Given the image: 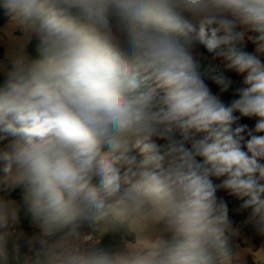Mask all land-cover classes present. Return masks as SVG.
I'll use <instances>...</instances> for the list:
<instances>
[{
    "label": "clouds",
    "instance_id": "1",
    "mask_svg": "<svg viewBox=\"0 0 264 264\" xmlns=\"http://www.w3.org/2000/svg\"><path fill=\"white\" fill-rule=\"evenodd\" d=\"M0 8L39 36L44 53L18 56L0 86V264L19 261L22 246L23 264H232L229 240L242 227L264 238V0ZM198 44L246 73L238 99L213 94L207 80L221 93L233 81L218 65L201 68ZM20 185L39 236L17 231L8 193ZM142 224L160 227L125 247L81 232Z\"/></svg>",
    "mask_w": 264,
    "mask_h": 264
},
{
    "label": "trees",
    "instance_id": "2",
    "mask_svg": "<svg viewBox=\"0 0 264 264\" xmlns=\"http://www.w3.org/2000/svg\"><path fill=\"white\" fill-rule=\"evenodd\" d=\"M8 21L7 16L4 13V10L2 8H0V29L6 24V22ZM40 45V39L39 38H35L31 41V43L28 46V52L31 55V57L33 59H37V54H36V47ZM196 49H198L202 55L205 57V59H207V61H209V63L215 64V65H219V58L213 60L212 59V54L208 53L207 50L204 48L203 45H197ZM245 50L253 53L255 51V45L252 44L251 41H248L245 44ZM5 59V52H4V48L2 46H0V61H3ZM264 59V58H263ZM205 66H201V68L203 69ZM226 77H228L229 79H231L233 81L232 86L229 88V90L227 92H220L219 86L217 88V90L213 93V94H218L220 96V98L222 99V101L225 104H230L232 100L234 99H238V96L235 94V88L237 87H243V79L240 78L239 74H237L234 70H228L226 72ZM238 115V113H237ZM240 123L242 124H247L249 127H253L255 121L254 120H249L247 118H243ZM0 146H1V142H0ZM138 153V150H134ZM19 188L16 187L14 189H12L9 193H8V197L9 198H13L15 200H17L19 202L20 205V217L22 218V226H21V231L27 236V237H32L34 230L33 228L30 226V221L31 218L33 217V215L28 211V205L26 204L24 198L20 197L19 194ZM218 196H223L222 192H218L217 193ZM232 200L235 199V197L232 196L231 198ZM246 213H242V217H245ZM232 218V217H231ZM233 219V218H232ZM234 220V219H233ZM235 221V220H234ZM236 222V221H235ZM101 227H106V226H101ZM160 227V226H159ZM81 232L85 233L86 235H92L93 237H99V233L98 231H95L92 228H89L87 225H84L81 228ZM42 233L40 231H37V236L41 235ZM252 236L254 239V242L257 246H259L262 241L263 238L258 237L257 235L254 234V232L252 231ZM100 243L98 246H106V247H111V248H115L117 246H119L121 243H135L136 242V236L133 232H130L129 228L127 226L121 227L118 231H112L110 228L107 232H105V234L101 235L100 237ZM240 244H242L241 240L238 237H231L229 240V247L232 251V254L234 255L237 246H239ZM28 253V249L25 246L21 247V253H20V260L19 261H23L24 260V256L25 254Z\"/></svg>",
    "mask_w": 264,
    "mask_h": 264
},
{
    "label": "rangeland",
    "instance_id": "3",
    "mask_svg": "<svg viewBox=\"0 0 264 264\" xmlns=\"http://www.w3.org/2000/svg\"><path fill=\"white\" fill-rule=\"evenodd\" d=\"M3 10H4L5 15L8 18V21L0 29V46H2L4 48V52H5V59L2 61V63H3L2 67H3V72H4L3 74H6L7 72L9 73L10 70H12V68L14 67V62L18 56L23 55V56H26L29 60H37V59H42L44 56V53L41 49V45H38L36 47V54H37L38 58L33 59L31 57V55L28 52V46L33 39L39 38V36L34 32L27 31L24 28V26L22 24H20L17 21V19L14 18V13H11L5 9H3ZM248 35H251V33H248ZM245 41H246V43L248 42L247 36L245 37ZM196 50L199 52L198 49H196ZM201 56L204 57L202 54H201ZM263 58L264 57H262V59ZM208 64H209V61H207V59L201 60V66L203 65L206 67ZM218 66H219V70L226 76L227 69L224 67V64L219 63ZM245 75H246V73L245 74H239L241 79H244ZM4 81H5V77H4ZM208 85H209V87L213 93L218 88V85H216L212 81H210V83ZM133 154L138 155V153L136 151H134ZM18 187H19V192H18L19 196L24 198L25 193H24L23 185H20ZM223 195H224V199L228 203L230 210L232 209L234 202H239L236 198L233 199V201H232L230 196L225 191H223ZM10 199H13V198H10ZM13 200H15V199H13ZM15 202L17 203V205L20 209L19 202L17 200H15ZM19 217H20V212H19ZM34 223L39 224L37 218L34 220ZM139 226H135L132 229L138 230ZM17 227L19 228V231H21V229H20L21 218H20V224ZM129 230H130V232H133L130 228H129ZM37 231L38 230L35 231L36 235H37ZM133 233H135V232H133ZM240 235H241L243 242L245 244H247L249 247H251L254 251L253 252L254 258L252 259V261L255 264H264V261H261V254L259 253L261 250H264V238H263L262 244L260 246H257L254 242L252 234L242 233Z\"/></svg>",
    "mask_w": 264,
    "mask_h": 264
},
{
    "label": "crops",
    "instance_id": "4",
    "mask_svg": "<svg viewBox=\"0 0 264 264\" xmlns=\"http://www.w3.org/2000/svg\"><path fill=\"white\" fill-rule=\"evenodd\" d=\"M219 63H223L222 59H220V58H219ZM2 64H3L2 61H0V86H2L3 83L5 82L4 81V77H5V80H6L7 79V75H8V72L6 74H3L4 72H3ZM210 81L211 80H207L206 82L209 84ZM7 143H8V140H5V141L1 142V146L0 147L6 146ZM221 192H222V195H223V191L222 190H221ZM223 197H224V195H223ZM230 198H232V196H230ZM238 206H239V202H234L232 209L238 208ZM230 216L237 222V224H239L241 221H243L245 219V217H242V213H236V212H233V211H230ZM35 219L36 218L32 217L31 221H30V226L34 230L33 236L36 235L35 234L36 230H38V231H40L42 233V221L40 219H37L39 224H36V223H34ZM21 226H22V218H21ZM157 228H159V226L151 225V224H142V225L139 226L138 230L131 229L133 232H135L134 233L135 236H136V242L135 243H137L138 240H140V239H142L144 237H152L154 235V230L157 229ZM20 229H21V227H20ZM17 231H19L18 227H17ZM95 231H98V233H99L98 236L99 237L101 235L105 234V231H103V227H101L100 230H95ZM242 233H250L251 234L252 233L251 226L242 227L241 230L239 231L238 235H236V237H238L241 240L242 244L237 246L236 251H235V253L233 255L232 264H255L252 261V259L254 258V254H253L254 251H253V249L251 247H249L247 244H245L243 242V240L241 238V235H240ZM90 236H91V240L89 241V243H94V244H96L98 246L99 243H100V238L99 237H93L92 235H90ZM135 243H121L117 247H125V246H127L129 244H135ZM9 247H11V244L9 245ZM11 264H23V261H15V260H13V261H11Z\"/></svg>",
    "mask_w": 264,
    "mask_h": 264
}]
</instances>
